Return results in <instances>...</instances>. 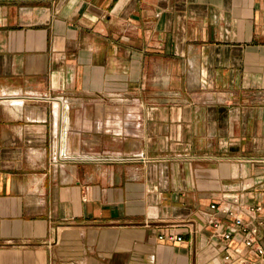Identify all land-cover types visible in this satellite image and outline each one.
Listing matches in <instances>:
<instances>
[{
	"label": "crops",
	"instance_id": "0c3cea01",
	"mask_svg": "<svg viewBox=\"0 0 264 264\" xmlns=\"http://www.w3.org/2000/svg\"><path fill=\"white\" fill-rule=\"evenodd\" d=\"M231 212L264 242V0H0V264H264Z\"/></svg>",
	"mask_w": 264,
	"mask_h": 264
},
{
	"label": "built area",
	"instance_id": "2783aa9c",
	"mask_svg": "<svg viewBox=\"0 0 264 264\" xmlns=\"http://www.w3.org/2000/svg\"><path fill=\"white\" fill-rule=\"evenodd\" d=\"M213 210L220 209L219 206L212 205L211 207ZM262 209L261 207H252L249 209V212L251 214L260 212ZM230 216L234 217V222L232 224L234 231L237 230L238 232L242 233L243 235L246 236L245 238V245L253 249L256 253H258L259 256H261L264 259V242L263 241H256L254 239V236L258 233V228L256 226H249L247 223L243 221L239 216H237L235 213L231 212ZM221 222L218 219V217L215 214V217L212 220V226L214 228V236L216 239H220L223 241L230 240L232 237V232L227 231V232H222L221 229ZM163 239V237H160ZM170 240H175L174 236L169 237ZM178 241H181L182 238L178 237ZM228 258V257H227Z\"/></svg>",
	"mask_w": 264,
	"mask_h": 264
},
{
	"label": "bare ground",
	"instance_id": "6f19581e",
	"mask_svg": "<svg viewBox=\"0 0 264 264\" xmlns=\"http://www.w3.org/2000/svg\"><path fill=\"white\" fill-rule=\"evenodd\" d=\"M64 112H65V111H64ZM66 115H67V112H66ZM66 115H65V116H66ZM64 123H65V122H64Z\"/></svg>",
	"mask_w": 264,
	"mask_h": 264
}]
</instances>
